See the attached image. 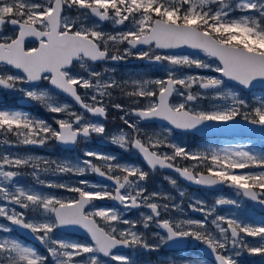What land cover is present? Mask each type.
Masks as SVG:
<instances>
[{
	"label": "snow or ice",
	"instance_id": "6c2138e0",
	"mask_svg": "<svg viewBox=\"0 0 264 264\" xmlns=\"http://www.w3.org/2000/svg\"><path fill=\"white\" fill-rule=\"evenodd\" d=\"M104 22L113 31L105 32ZM130 57L166 75L116 79L115 68L96 70L100 62ZM193 68L219 75L181 71ZM257 89L264 91V0H0V93L18 94L56 114L54 127L27 111L0 107V135L14 137L0 141V221L7 222H0V264H106L104 258L137 264L116 250L160 252L189 242L203 245L215 264H240L245 253L264 258V220L216 214L222 205L241 210L245 201L264 211V151H253L250 142L193 150L180 139L214 135V126L247 125L264 135V96L247 98ZM110 108L123 113L127 130L108 132ZM156 121L162 122L159 132L141 127ZM93 136L136 152L144 165L88 149L75 161L6 150L50 142L67 148ZM180 160L190 163L181 167ZM94 161H102L104 170ZM27 169L37 187L18 183ZM161 170L197 186L227 187L239 199L221 195L209 206L194 198L188 209L202 218H190L184 191L175 202L170 193L148 190L150 175ZM89 172L111 184L41 179ZM164 179L177 186L176 178ZM104 200L123 211L96 204ZM132 209H143L139 219L125 218ZM13 226L27 230L45 252L22 242ZM71 228L83 229L89 241L54 235ZM202 255L184 257L183 264H207Z\"/></svg>",
	"mask_w": 264,
	"mask_h": 264
},
{
	"label": "rangeland",
	"instance_id": "374dc122",
	"mask_svg": "<svg viewBox=\"0 0 264 264\" xmlns=\"http://www.w3.org/2000/svg\"><path fill=\"white\" fill-rule=\"evenodd\" d=\"M101 27L103 28V30L105 32H108L109 30H113L112 24L111 25L109 24L108 26L102 24ZM138 60L139 59H135V58L130 57L128 60L123 61V62H125V63L128 62L127 64L129 66H132V67L137 69V67L140 64V62H137ZM143 61H144L145 65H146L145 68H142L140 70L137 69V70L125 71V72L121 73V75L123 76L122 78L126 79L129 76L138 75V74H143L146 78H163L166 75V73H165L163 68H161V67H159L157 65H149L147 61H145V60H143ZM95 67H96V70H98V71H103L105 68H109V69L113 68V67H110L108 65H101V67H99V66H95ZM181 71H183V72H198V73H200L202 75H209V76H211V75H219V74H216V73H212V72H208V71L200 70V69H194V68L193 69H182ZM116 72H118V70L115 68V73ZM152 72H154L155 76H150V74ZM110 73L111 72H109V75H110ZM115 96L117 97V96H120V95L115 93ZM262 96H264V92L263 91H255L254 93H249L247 98L249 99L250 102H254L255 98L262 97ZM178 99L179 98H177V97H173V101L174 102L177 101ZM121 127L123 129L127 130V126L124 125L123 122H122V126ZM122 128H117L114 131L110 132V134H118L119 130L122 129ZM161 130L162 129L160 128V126H154L153 129H148L147 132L148 133H152V132H159ZM0 137L2 138V135H0ZM4 137L2 139L0 138V141L5 140L6 137L5 138ZM8 139H14V137H10V138L8 137ZM180 139H181L182 143L186 144L190 149H193V150H197L198 148H203V147H205L208 144H211V145H214V146L215 145H219V146L222 147V146H228V145H232L234 143H237V142H227V141H217V140H207V141H197V142H195V139H194L193 135H188V134L187 135H183ZM96 141L99 142L100 144H104L106 146L108 145L109 148L113 147L114 150H115V153H109V154H115L118 157V159L121 157V154H134V152H124L118 146L112 145L110 143V140H105V139L99 140L98 137H96ZM88 142H89V140L85 141V144H88ZM249 142H250V146H251L253 151H256V152L264 151V141L247 140L245 142H239V143L249 144ZM192 143H193V145H195L194 147L191 146ZM0 147H3V146L0 145ZM31 148H32L31 146H27V147L26 146H20L19 148H9V149H6V150L10 151V152H12L14 154H16V153H20V154L30 153L32 155L41 156V157H43L45 159H48V158L65 159L66 158V159L75 161L77 158L83 156L85 149H88V148L85 147L82 150V153L79 154V155H71L70 156V155L58 154V155H55V156H46V154H39V153L36 152V150L31 149ZM45 148L47 149L48 152H50L51 149H53V147H51V146L50 147H45ZM101 153H105V152H101ZM73 154H75V153H73ZM97 162H100V161H97ZM179 163H180V166H188L190 162L184 161V160H180ZM28 172H30V169L25 170V175L18 178V183H20L22 185H26V186L37 187L36 181L34 180V178L31 175L28 174ZM92 174L93 173L89 172V173H87L84 176L71 175V174L59 175V176L41 175V179L54 180L56 182H63V183H66V184H71V185H78L79 181L81 179L91 181V180H89L87 178L90 177ZM176 179H177V186L176 187H173L169 183V181L167 180L168 183L170 184V186L172 187L173 191H174V194H172V196L175 197V202H180L181 198L179 197L178 193L181 190L185 192V197L183 198V207L185 208V211H186V213H187V215L189 217H190L189 210H188V208L185 207V204H186V202L192 201L194 198L202 200V201H205L209 206L213 205L215 200L221 195H223L224 197H227V198H231V199H239V197H237L235 195V192L233 190L232 191L231 190H226L224 193H221V194L208 193V196L205 197L204 192L203 193L202 192H192L186 185L182 184L179 181L178 178H176ZM91 182H96V181H91ZM42 191H44V192H53V193H55L57 195H60V196L66 197V198H70L73 195H75L73 193H68V192H66V191H64L62 189L43 188ZM120 210L123 211L122 208H120ZM129 213L130 212H128L127 214H129ZM216 214L224 215V216L239 215L241 218L249 219L253 223H260L264 219V217L262 215H260L259 213H257L253 209L252 205L247 203L246 201L244 202L243 209H241V210H238V209L234 208L232 205H222V206H219V207L216 208ZM134 215L139 217V211H137ZM0 222L7 223L6 221H0ZM120 227H127V226L126 225H120ZM13 234L16 237L20 238L22 242H25V240L22 239L21 237H19L16 234V232H14ZM54 235L63 236L65 238L72 239V240H79L76 237L63 235L62 233H60L58 231L56 233H54ZM248 239L252 240L253 238L249 237ZM29 246H32V244L31 245L29 244ZM33 246H35V245H33ZM36 248L39 250L38 247H36ZM42 251L45 252L44 249ZM238 260H239L240 264H264V258H262L260 256H251V255H248L247 253H245L242 256H240L238 258ZM115 262H117V261H112L111 260L109 262V260H108V261H106V264H114ZM207 264H211V262L208 261Z\"/></svg>",
	"mask_w": 264,
	"mask_h": 264
},
{
	"label": "flooded vegetation",
	"instance_id": "af4514ba",
	"mask_svg": "<svg viewBox=\"0 0 264 264\" xmlns=\"http://www.w3.org/2000/svg\"><path fill=\"white\" fill-rule=\"evenodd\" d=\"M110 25H111V23H110ZM111 31H113V30H109L108 32H111ZM31 46H35V45H31ZM113 51H115V49H113ZM127 63H125L123 61H119V62L109 61L107 63H101L100 65H97V66L101 67V65H108L110 67L116 68L118 70V72L114 73L115 78L121 79L123 77L121 75V73L134 69V67L129 66ZM110 75H113V74L110 73ZM82 93H83V90H81V94ZM116 94L120 95V93H116ZM117 97H119V96H117ZM60 100L62 102H64L66 100L68 103H73L71 100H69L65 97H60ZM118 102L125 103V104L128 103V101L124 98H121ZM0 107L27 111L33 116V118L44 119V120L48 121L49 123L53 124L54 127L56 126L54 123V120H53V117L56 114L50 113L49 111H47L45 108H43L42 106H40L38 104L26 102L18 94L13 95L10 93H7V94L0 93ZM74 107H77V109H78V106L74 105ZM121 115H123L122 112H119V111H117L115 109H111V108L109 109L107 120L105 121L106 128H107L109 133L111 132V128H113L119 124L122 126V121L120 120ZM113 124H115V125H113ZM141 126L146 131L148 129L154 128L153 125H142L141 124ZM3 137L4 136H2V138ZM6 139H8V137H6ZM98 139L102 140L99 137H98ZM96 142H97L96 136H93L92 139L89 140L88 144H85V141L81 140L76 145L74 150L64 149L61 145H59L55 142H50L49 144H46L43 147L31 146L32 147L31 149L36 150V152L39 154H46V156H55L58 154L70 155V156L71 155H79L82 153V150L85 147L88 148V150H95L96 147H99L100 150H105V151L107 150L108 145L106 146L104 144H100L99 142H97V143ZM50 146L53 147V149H51V151L48 152L45 147H50ZM73 153H75V154H73ZM119 161L120 162H128L131 164H137V165H141V166L144 165L143 160L137 154H121ZM94 162L97 163L98 166H101L102 169L104 170L102 161H100V162L94 161ZM145 170H147V168H145ZM165 176H172V177L176 178V176L172 175V173L170 171H165V170L157 171L154 174L150 175V177H149L148 184H147L148 190L150 192L158 191V192H162V193H170L171 195L174 194L172 187L170 186L168 181L164 179ZM88 179L92 180L91 177H89ZM191 191L197 192L199 190L191 189ZM199 192H202V191H199ZM204 194H205V197L208 196L207 192H204ZM96 204L100 207H114L111 200L96 201ZM141 210H143V209H140L138 211H141ZM136 212L137 211L131 210L129 214H126L125 218L130 219V220L139 219L138 216L134 215ZM190 217L195 218V219H201L202 218L201 216H198V215L190 216ZM101 223H103V222H101ZM148 236H149V238H151V230H149ZM201 246H203V245H200V246L195 245L193 247L192 243L189 242L188 244L185 245V247L178 248V249L164 248V249H161L160 252H150V253L136 252V251L131 250V251H128L125 253L129 254L132 257V259L137 262V264H165L166 261H175V264H183L182 258L188 257L190 255H198L199 256L202 253L200 251ZM192 249H195V252H193ZM125 253H120V254H125ZM201 258L206 260V262H207L206 256L204 254L201 256Z\"/></svg>",
	"mask_w": 264,
	"mask_h": 264
},
{
	"label": "water",
	"instance_id": "95a60500",
	"mask_svg": "<svg viewBox=\"0 0 264 264\" xmlns=\"http://www.w3.org/2000/svg\"><path fill=\"white\" fill-rule=\"evenodd\" d=\"M107 23V22H104ZM102 63V62H100ZM67 98V97H66ZM70 99V98H68ZM71 100V99H70ZM148 123H156V124H161L162 122L160 121H156V122H143V124H148ZM216 127L218 130L216 131V133L214 135H198L202 138H236V137H241V138H258V139H264V135L261 134L259 129H253L251 126H247V125H240V126H227V127H223V126H214ZM64 149H70L73 150L75 148L76 145L74 146H68L67 148L63 145H61ZM171 171V170H170ZM174 172V171H173ZM96 179L100 182H104V183H109L111 184V182L106 181L104 178L99 177L97 174H95ZM180 180L187 184L190 187H195V188H201V189H208L210 191H223L225 189V187H217L216 189H209L206 187H202V186H197L195 184H192L190 182H187L185 180H183V178H180ZM112 203L116 206H120L118 203L112 201ZM255 208L264 213V211H262L258 206H255ZM193 214H201L199 212H192ZM14 228L16 229V231L23 236L24 238L30 240L31 242L37 243L40 245V243L33 239L32 236L29 234V232L27 230L24 229H20L16 226H14ZM60 232L66 233V234H73V235H78L80 237H83L87 240H89V237L87 236L86 232L83 229H79V228H71V229H67V230H59ZM41 246V245H40ZM119 251H126L129 249H117ZM209 259H211L212 261H214L213 256L211 255V253L203 246L200 249Z\"/></svg>",
	"mask_w": 264,
	"mask_h": 264
},
{
	"label": "trees",
	"instance_id": "16d2710c",
	"mask_svg": "<svg viewBox=\"0 0 264 264\" xmlns=\"http://www.w3.org/2000/svg\"><path fill=\"white\" fill-rule=\"evenodd\" d=\"M145 67H146V65H145L144 61H142V62H140V64L137 67V69H142V68H145ZM134 70H136V68H134ZM150 75L151 76H155L154 72H152ZM83 242H86V241H83Z\"/></svg>",
	"mask_w": 264,
	"mask_h": 264
},
{
	"label": "bare ground",
	"instance_id": "6f19581e",
	"mask_svg": "<svg viewBox=\"0 0 264 264\" xmlns=\"http://www.w3.org/2000/svg\"><path fill=\"white\" fill-rule=\"evenodd\" d=\"M113 125H115V124H113Z\"/></svg>",
	"mask_w": 264,
	"mask_h": 264
}]
</instances>
